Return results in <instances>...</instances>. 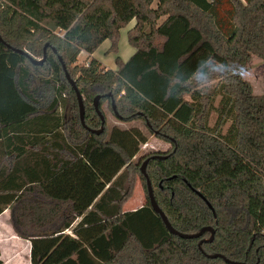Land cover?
<instances>
[{
	"label": "trees",
	"instance_id": "trees-1",
	"mask_svg": "<svg viewBox=\"0 0 264 264\" xmlns=\"http://www.w3.org/2000/svg\"><path fill=\"white\" fill-rule=\"evenodd\" d=\"M132 21L136 52L118 56L116 71L79 64L107 40L118 54ZM0 37V215L9 210L15 234L30 241L32 264H227L213 254L264 264V95L243 77L252 57L264 60V0H0ZM60 58L93 130L102 96L100 135L83 126ZM105 103L147 132L109 129ZM149 135L171 151L135 162ZM147 158L173 228L211 226L213 242L200 249L210 233L168 231L150 205ZM139 180L147 202L125 211Z\"/></svg>",
	"mask_w": 264,
	"mask_h": 264
},
{
	"label": "rangeland",
	"instance_id": "rangeland-1",
	"mask_svg": "<svg viewBox=\"0 0 264 264\" xmlns=\"http://www.w3.org/2000/svg\"><path fill=\"white\" fill-rule=\"evenodd\" d=\"M125 37H126V32L123 31V33L121 34V37H120V43L119 44L121 46L122 53L124 55H125V51H126L125 49H127V50L131 49L130 48L131 45L125 41ZM106 48H107V45L102 46L98 53L101 54V52H102L103 53V55L101 54L102 57H107L108 62L116 65V58L119 55L114 54V53H109L110 46L106 51H104ZM105 52H106V54H105ZM83 60H84V58H83ZM80 61H79L80 65H84V64L88 63L86 61H82V59ZM243 77L252 86L254 95H257V96L264 95V60H262L258 57H252L248 69L246 71H244V73H243ZM215 83H217V82H215ZM220 100H221V96L217 97V99L215 100V103H214L215 107H218ZM104 111H105L106 116L108 118L107 123H108L109 129H112L114 126H118V127L124 128V129H129L131 127H139L141 129H143L145 132H147V130L144 128V126L141 122L122 123V122L118 121L108 110V104L107 103L104 104ZM217 121H218V116H217L216 111H214L210 117V122H209L210 127L215 128ZM230 123L231 122H228L223 127L224 131L227 130ZM149 136L150 137H149L148 142L142 146L139 155L135 159V162H138L142 156H146L147 154L152 153L154 151H162V152L171 151L172 145L169 142L163 141L160 138H157L155 136H151V135H149ZM140 200H142L141 206L145 205V203L147 202L145 190L143 188L141 181L139 180L137 182V185H136L135 194H134L133 198L125 205L124 210L128 211L131 208L138 207ZM5 218H8L9 219L8 223H10V213L7 214L5 216ZM5 226H6V228L9 229L8 232L11 233V229H10L12 227L11 224H7ZM6 233H7V231L6 232L2 231V234H1L2 237L3 236L5 237Z\"/></svg>",
	"mask_w": 264,
	"mask_h": 264
},
{
	"label": "water",
	"instance_id": "water-1",
	"mask_svg": "<svg viewBox=\"0 0 264 264\" xmlns=\"http://www.w3.org/2000/svg\"><path fill=\"white\" fill-rule=\"evenodd\" d=\"M0 41L3 42V40L1 39V37H0ZM18 52L29 56L27 53H25L23 51H19L18 50ZM44 52L46 53V48H45ZM45 60H46V57H44L42 60H36V59H33V58L31 59L32 63H34L36 65H42L45 62ZM60 61H61L62 65H63V69H64L65 74H66V78H67L68 82L73 87V89H74V91L76 93V96H77V99H78V104H79V111H80L81 122H82L83 126L86 127V125H85V104H84L82 95L79 92V90H78V88L76 86L75 81L70 77V75H69V73L67 71V67L64 64L62 58H60ZM109 96H111V95H109ZM101 97L102 96H100V95L96 96V98L94 100V107H95V111H96L97 115L99 116V118L102 121V127L99 130H93V129H90V128L86 127L91 133L96 134V135H100L101 133H103L104 127H105V122H106L105 116L103 115V113H102V111L100 110V107H99V101H100ZM111 104L113 106V110H114L115 116L119 117L118 112H117L116 107H115L114 100H112V103ZM152 158H154V159H166L167 156L156 155V156H153ZM149 161H150V158H148L147 160H145V162L142 164V166H141V173L143 174L144 178L146 179L148 198H149V201H150L151 208L153 209V211L156 214H158L161 217V219H162L164 225L166 226V228L168 229V231L172 235L178 236V237L183 238V239H194V238L197 239V238H200L201 236H203L205 233H210L211 236H210L209 239L203 240V241H201L199 243L200 249H201L202 244L204 242H213V240L215 238V234H216V229L213 228V227H211V226H208V227L203 228L200 232H198L196 234H184V233H181V232H179V231H177V230H175L173 228V226L169 222L167 216L165 215V213L162 211V209L158 205L157 200H156V198L154 196L153 186H152L151 180L149 178V175L147 173V167H148ZM200 196L204 199V201L207 203V205L209 206V208L213 211L214 216H216L215 211H214L213 207L210 205V203L202 195H200ZM206 256L208 258H210V259L220 258L224 262H226L227 264H244L242 262H237V261L229 260L227 257H225L224 255H221V254H213V255H206Z\"/></svg>",
	"mask_w": 264,
	"mask_h": 264
},
{
	"label": "crops",
	"instance_id": "crops-1",
	"mask_svg": "<svg viewBox=\"0 0 264 264\" xmlns=\"http://www.w3.org/2000/svg\"><path fill=\"white\" fill-rule=\"evenodd\" d=\"M136 25L135 21H132L126 28L121 30V34L123 31L126 32L125 41L128 42V32L134 28ZM120 43V41H119ZM107 45V48L104 50L106 51L109 46H111V43L109 40L105 41L102 46ZM92 55L82 52L79 56V61L82 59V61L89 62L91 59L98 60L106 69L109 70H117V65H114L113 63L108 62L107 57H102L101 54H99L100 48ZM131 49H125V55L122 53L121 46L119 44V52L118 55L122 59V61L127 62L134 54L135 49L130 46ZM106 54V52H105ZM84 58V60H83ZM81 62V61H80ZM142 200L139 202L138 207H134L129 209L128 211H134L139 208H141ZM137 206V205H136ZM9 210H6L2 215H0V252H1V259L4 264H32L30 260V253H31V243L28 240L22 239L18 237L15 232L13 231V228L11 227V233H9V229L6 228L5 225L10 224L9 219L5 218L7 214H9ZM9 227V226H8ZM2 231L7 233L5 234V237H2Z\"/></svg>",
	"mask_w": 264,
	"mask_h": 264
},
{
	"label": "flooded vegetation",
	"instance_id": "flooded-vegetation-1",
	"mask_svg": "<svg viewBox=\"0 0 264 264\" xmlns=\"http://www.w3.org/2000/svg\"><path fill=\"white\" fill-rule=\"evenodd\" d=\"M171 144V143H170ZM172 145V144H171ZM155 152H162V151H154V152H152V153H155ZM149 154H151V153H149ZM148 155V154H147ZM152 157V156H151ZM148 159V158H147Z\"/></svg>",
	"mask_w": 264,
	"mask_h": 264
}]
</instances>
